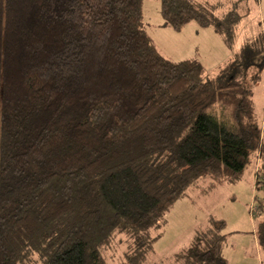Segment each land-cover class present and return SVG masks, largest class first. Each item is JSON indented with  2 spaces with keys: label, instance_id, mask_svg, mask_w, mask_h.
Masks as SVG:
<instances>
[{
  "label": "trees",
  "instance_id": "trees-1",
  "mask_svg": "<svg viewBox=\"0 0 264 264\" xmlns=\"http://www.w3.org/2000/svg\"><path fill=\"white\" fill-rule=\"evenodd\" d=\"M145 1L0 0V264H106L118 240L127 264H151L154 230L190 189L264 161L253 91L226 79L231 65L209 79L164 57ZM160 2L166 27L212 28L234 48L238 12ZM210 223L184 264H227L226 222Z\"/></svg>",
  "mask_w": 264,
  "mask_h": 264
},
{
  "label": "rangeland",
  "instance_id": "rangeland-1",
  "mask_svg": "<svg viewBox=\"0 0 264 264\" xmlns=\"http://www.w3.org/2000/svg\"><path fill=\"white\" fill-rule=\"evenodd\" d=\"M194 1L214 21L226 18L232 11L242 16L233 49L221 46V42L217 44L210 35L203 39L196 34L179 38L189 39L191 47L192 43L197 45L192 52L208 53L207 57H200L207 78L216 79L222 69L231 65L226 79L238 78L253 91L264 139V0ZM160 8V0L144 2L142 29L164 57L177 62L191 50H180L181 41L178 48L174 45L173 29L164 27ZM263 165L260 156H252L237 180L212 190L190 189L164 216L160 229L154 230L150 262L184 264L182 255L199 232L211 227L210 218L214 217L226 222L220 246L227 264H264V244L260 236L264 223ZM128 249L127 243L114 241L103 252L106 264H127L123 256Z\"/></svg>",
  "mask_w": 264,
  "mask_h": 264
},
{
  "label": "crops",
  "instance_id": "crops-1",
  "mask_svg": "<svg viewBox=\"0 0 264 264\" xmlns=\"http://www.w3.org/2000/svg\"><path fill=\"white\" fill-rule=\"evenodd\" d=\"M164 27H166V26L164 25ZM173 32H174L173 33L174 34L173 37H174V39H176L175 42H174V45L178 48L179 41H181L180 42L181 45L179 47L180 50H183V51L186 50V49H188V51L191 50L186 56H183L182 59L177 60V62L195 59V60H198L199 62H201L202 65L204 66V62L200 60V57L203 56L205 58L208 55V53H205L204 51H202V53H199V54H198V52H192L193 49L194 50L196 49L197 45L193 46V43H192V47H191V43L189 42V39L184 41L182 39V37H189L190 35H195L196 34L198 36V38L203 39V38L208 37L210 35L213 40H216L217 44H218V42L219 43L221 42V46H225L224 42L222 40V37L220 35H218L214 30L206 29V28L203 29V28L199 27L195 23H189L186 26H184L180 31L173 30ZM204 34H208V35L203 36ZM179 36H182V37H180L181 40H180ZM158 49H159V47H158Z\"/></svg>",
  "mask_w": 264,
  "mask_h": 264
}]
</instances>
